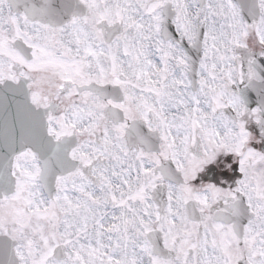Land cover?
<instances>
[{
	"label": "snow or ice",
	"instance_id": "snow-or-ice-1",
	"mask_svg": "<svg viewBox=\"0 0 264 264\" xmlns=\"http://www.w3.org/2000/svg\"><path fill=\"white\" fill-rule=\"evenodd\" d=\"M0 264H264V0H0Z\"/></svg>",
	"mask_w": 264,
	"mask_h": 264
}]
</instances>
